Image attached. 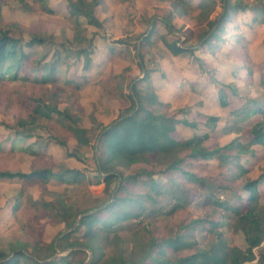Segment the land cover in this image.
Instances as JSON below:
<instances>
[{
    "label": "rangeland",
    "instance_id": "1",
    "mask_svg": "<svg viewBox=\"0 0 264 264\" xmlns=\"http://www.w3.org/2000/svg\"><path fill=\"white\" fill-rule=\"evenodd\" d=\"M191 1L194 8L174 4L172 0H99L100 5L95 14L103 23L102 30L90 26L83 17L79 19V30H76L74 19L69 16L66 0H50L47 3L55 13L44 11L37 0H6L3 4L0 3V31H9L23 42L30 41L33 35L45 38L44 45L26 48L25 51L31 55V66L43 69L44 65L52 64L55 68V75L51 78L53 82L48 84L47 90L41 84L31 82L0 83V144L3 147L0 150V170L30 172L35 169L62 167L80 170L83 174L77 182L61 183L53 179L46 187L30 186L24 194L21 181L0 180V240L4 248L17 240L32 242L40 238L49 243L60 233L66 232L65 224L54 219H48L38 227L36 221L39 213L32 206L35 201L63 199L75 211L93 210L109 201L110 192L106 191L107 185L101 181L94 159L93 145L98 133L96 126L98 123L105 126L110 124L131 105L127 98L132 93L129 85L143 77L142 64L136 54L142 55L143 65L152 70L150 75L153 88L147 89L145 82L139 86V93L145 97L144 103L147 104L149 99H156L160 102L162 111L168 113L183 109L185 113L179 117L198 124L197 130L177 126V133L172 136L180 144L209 133V140L206 142L208 147L212 149L224 146L238 136L235 133H224L223 129L235 125L233 112L245 103L246 97L264 103V25L250 27L249 24H244V21H250L251 15H239L235 23L228 26L229 31L225 34L227 44L217 43L210 51H197L196 56L200 62L195 61L192 56L174 57L171 54L168 47L170 41L179 39L178 45L181 46L185 41L186 31H193L194 38L184 45L199 50L202 45L199 44V35L207 30V22L222 11L218 2L214 8L213 0ZM242 1L244 5L264 4V0ZM200 3L205 7L198 6ZM163 19L171 20L178 32L169 33ZM152 25H156V35L150 45L141 48L140 42L144 37H138L145 35ZM76 38L79 42H73ZM121 40L130 43L129 52L124 55L118 53L121 49L125 50L122 45L127 46L118 43ZM135 45L136 51L133 50ZM84 48L91 51L87 70L83 69V64L88 57L78 52ZM112 49H116V53L111 52ZM41 69L35 71L34 75L40 76ZM68 80L71 84H66ZM226 86L235 88L239 96L233 97ZM35 99H40L45 105L56 106L60 111L79 115L81 125L90 130L91 145L79 147L67 129L69 122H63L56 114L50 119L42 118L35 125L26 128L10 129L4 126L28 118L33 111ZM92 116L95 117V122H92ZM207 116L220 118L215 129L206 127ZM259 123H264V115L257 114L241 126L251 130ZM18 131L32 136L23 139L17 136ZM57 140L65 141L67 149L61 147ZM240 141L246 143L247 139L241 138ZM27 147L30 150L25 151ZM174 147L166 144L155 166L133 163L130 168L121 171L125 175H135L142 170L162 171L167 163L168 151H173ZM252 149L255 156L247 154L239 164L249 170L251 178H258L264 168V147L256 145ZM68 152L77 154L79 159L67 156ZM186 155L187 152L179 154L180 157ZM213 168L214 171L211 170ZM188 169L207 180L206 184L186 182L185 190L195 191L198 195L196 200L191 204L186 202L183 208L171 212L175 205L171 197L175 193L179 195L175 192L178 186H171L170 179L173 176H154L157 182L162 183L166 193L158 206L148 203V211L161 206L163 210L160 212L165 215L153 212L145 216L142 222L131 223L129 228H124L119 234L118 242L122 243L117 245L114 241L106 247L108 255L117 254L125 244L130 248L139 243L147 228L155 236L169 238L174 237L178 227L185 223L206 216L214 219L220 216L210 202L205 203L211 192L208 184L218 183L210 176L216 173L215 161H210V164L195 161ZM180 178L179 174L175 175L173 181H181ZM142 181H146V178L143 177ZM115 187L116 183L111 186L110 191ZM170 188L174 190L168 191ZM260 189L264 194V186ZM128 190L136 195L147 192L148 187L145 183H139L129 186ZM214 191L216 196L237 203L231 192L222 194L215 189ZM233 221L230 219L221 228L224 237L231 246L245 250L247 244L244 236L233 228ZM209 228L210 224L205 223L190 229L192 238L198 241L200 248H206L212 241L211 233L208 234ZM82 233L83 230L74 238H80ZM260 252H264V244L254 250L255 259L244 264H255L256 255ZM66 254L67 252L59 251L56 257ZM82 257L83 255L77 256Z\"/></svg>",
    "mask_w": 264,
    "mask_h": 264
},
{
    "label": "trees",
    "instance_id": "2",
    "mask_svg": "<svg viewBox=\"0 0 264 264\" xmlns=\"http://www.w3.org/2000/svg\"><path fill=\"white\" fill-rule=\"evenodd\" d=\"M6 0H0V3ZM42 4V9L47 13H55L47 6L50 0H37ZM70 18L74 19L76 30H79L81 17L87 20L90 26L102 30L103 23L98 19L95 12L100 5L99 0H66ZM174 4L184 5L194 8L191 0H172ZM214 8L216 2L221 6L222 11L217 17L207 22V30L202 32L199 37L201 48L186 47L184 44L193 40L194 32L186 31L185 41L178 45L179 39L170 41L169 50L174 57L192 56L195 61L200 62L196 56L197 51H210L217 43L227 44L225 34L229 31V25H233L239 15H251L250 23L244 24L264 25V4L244 5L242 0H213ZM204 8L205 5H198ZM1 8V6H0ZM181 14V13H179ZM210 16L208 17V19ZM164 26L169 33H177L176 28L171 24V20L163 19ZM156 35V25H152L145 35H140L141 48L150 45ZM88 41L89 43L91 42ZM79 42L74 39L73 42ZM243 41V40H242ZM125 50H120V55L129 52L130 43L118 41ZM45 44V38L33 35L31 40L23 42L22 39L14 37L9 31H0V83L10 82H31L41 84L44 90L51 84V78L55 75V68L52 64L44 65L43 69L31 66V55L25 51L26 48L33 49L36 46ZM137 45L133 47L136 51ZM79 54L88 55L89 49H81ZM111 52L116 53V49ZM142 64L143 77L129 86L132 93L127 95L131 105L119 114V116L108 125L98 123V130L95 136L94 159L99 172L101 181L107 185V192H110L109 201L100 207L87 210L75 211L67 201H35L32 206L37 209L39 217L36 224L38 227L48 219L56 220L58 223L65 224L66 232L60 233L49 243L36 238L32 242L17 240L8 244L7 248L2 246L0 240V264H86L90 253L92 260L89 264H244L255 259L254 250L259 249L264 244V194L261 187L264 186V168L258 178H251L248 169H245L239 161L247 154L255 156L253 147L261 145L264 147V123H259L250 129L241 125L248 122L257 114L264 115V103L257 99L246 97L245 103L233 112L235 125L223 129L224 133H235L237 138L224 146L210 148L206 145L209 140V133L198 135L194 139L178 143L172 136L177 131L178 125H183L191 129H198L196 122H190L179 115L185 113L183 109L175 110L173 113L164 112L156 99H149L144 103L145 97L139 93L141 83H147V89L153 88L152 70L143 65V56L136 54ZM89 57L83 64V69H88ZM31 67V68H30ZM26 68H29L26 70ZM42 70L40 76L34 75L35 71ZM66 84H71L70 80ZM133 84V85H132ZM132 86V87H131ZM230 89L233 97L239 96L237 90ZM61 91V90H60ZM57 95V94H56ZM33 111L28 118L19 119L11 125H4L6 128L18 129L35 125L40 119H50L56 114L63 122L68 121L67 129L72 133L79 147H89L92 139L90 130L81 125L79 115L69 111H60L56 106L45 105L40 99H35ZM219 117L207 116L206 127L215 129L219 122ZM92 116V122H95ZM17 136L31 138L32 135L16 132ZM241 138L247 139L246 143L240 141ZM61 147L67 149L65 141H56ZM166 144L175 146L174 150H169L167 163L162 171H146L135 175H125L122 169L130 168L133 163H148L155 166L156 161ZM177 147V148H176ZM0 144V150L2 149ZM30 150L29 147L24 149ZM187 152V155L180 157V153ZM34 154V153H33ZM67 156L79 159L75 153H67ZM215 161V174L210 176L216 179L217 185L209 183V199L216 213L220 216L203 217L192 220L178 227L174 237L164 238L155 236L147 228L144 235H141L140 242L135 243L129 248L128 244L119 248L117 254L108 255L106 247L114 241L117 245L119 234L124 228H129L131 223L142 222L145 216L156 214L163 210L154 207L148 211L147 204L158 206L161 198L165 196L162 183L157 182L154 176L162 174L164 176H181L175 183L170 179L171 186L177 184L178 189L171 197L175 205L172 210L175 212L187 204L193 203L197 198V193L190 190L186 191V182L206 184L205 177L188 169L195 161L210 164ZM214 171V168L211 169ZM83 176L82 171L68 168H45L35 169L30 172L0 170V180H19L22 183V194L27 188L33 185L46 187L53 179L61 183L77 182ZM145 177L146 181H142ZM209 178V177H208ZM212 180V179H211ZM213 181V180H212ZM116 183L114 190L110 191L111 186ZM145 183L148 191L140 192L136 195L129 192V186H136ZM216 192H231L237 203L229 202L222 196H216ZM174 190L172 188L168 191ZM235 192V193H234ZM125 193V195H121ZM234 193V194H233ZM113 195V196H112ZM60 198L61 195H58ZM186 197L187 199H184ZM169 211V212H170ZM168 213V212H167ZM166 213V214H167ZM160 215H165L160 212ZM233 221V228L241 232L244 236L247 248L245 250L231 246L224 237L221 229L226 226L228 221ZM210 224L208 234L211 233L212 241L206 248L199 247L198 241L192 238L190 229L194 226ZM145 229V228H144ZM41 230V229H40ZM83 230L80 238H74ZM146 236V238H144ZM67 252L66 255L56 257L58 252ZM83 255L82 258L77 256ZM255 264H264V252L256 255Z\"/></svg>",
    "mask_w": 264,
    "mask_h": 264
},
{
    "label": "water",
    "instance_id": "3",
    "mask_svg": "<svg viewBox=\"0 0 264 264\" xmlns=\"http://www.w3.org/2000/svg\"><path fill=\"white\" fill-rule=\"evenodd\" d=\"M92 253L90 254V257H89V261H88V263L87 264H89L90 262H91V260H92Z\"/></svg>",
    "mask_w": 264,
    "mask_h": 264
},
{
    "label": "crops",
    "instance_id": "4",
    "mask_svg": "<svg viewBox=\"0 0 264 264\" xmlns=\"http://www.w3.org/2000/svg\"><path fill=\"white\" fill-rule=\"evenodd\" d=\"M153 86H154V83H153ZM179 127V126H178ZM177 133V132H176Z\"/></svg>",
    "mask_w": 264,
    "mask_h": 264
}]
</instances>
